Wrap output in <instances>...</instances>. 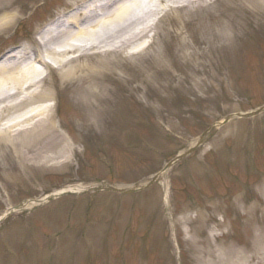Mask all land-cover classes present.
<instances>
[{
  "label": "rangeland",
  "instance_id": "1",
  "mask_svg": "<svg viewBox=\"0 0 264 264\" xmlns=\"http://www.w3.org/2000/svg\"><path fill=\"white\" fill-rule=\"evenodd\" d=\"M90 1L0 0V59ZM163 7L130 47L84 34L68 67L47 59L70 160L21 169L0 143V264H197L194 245L264 262V111L239 117L264 107V0Z\"/></svg>",
  "mask_w": 264,
  "mask_h": 264
},
{
  "label": "bare ground",
  "instance_id": "2",
  "mask_svg": "<svg viewBox=\"0 0 264 264\" xmlns=\"http://www.w3.org/2000/svg\"><path fill=\"white\" fill-rule=\"evenodd\" d=\"M149 1L156 6L150 8L143 0H91L73 14L62 15L43 28L34 48L23 46L0 59V143L10 148L21 169L59 167L70 160L69 144L54 123L55 105H46L55 102L53 91L44 88L51 65L47 59L56 65L51 66L53 69L62 71L68 67L76 58L58 61L57 57L85 46L84 41L80 46L70 43L84 34L91 47H130L153 30L149 21L165 11L163 5L199 0ZM4 9L0 6V13ZM14 19V14L1 15L0 32L10 28ZM99 28L103 32L99 33ZM71 73V69H67L63 74L70 77ZM82 93L88 98L96 96L89 89ZM81 191V187H68L52 196ZM194 246L192 254L197 264H247L245 254L232 248L217 249L213 255L212 249L202 251Z\"/></svg>",
  "mask_w": 264,
  "mask_h": 264
},
{
  "label": "water",
  "instance_id": "3",
  "mask_svg": "<svg viewBox=\"0 0 264 264\" xmlns=\"http://www.w3.org/2000/svg\"><path fill=\"white\" fill-rule=\"evenodd\" d=\"M262 111H264V107H262V108H260V109H258V110H256V111H254L253 113L245 114V115H241V116L238 115V116L241 117V118H247V117L254 116V115H256V114H258V113H260V112H262ZM226 121H228V119H226L225 122H226ZM168 166H169V165H168ZM166 168H168V167H166ZM102 189H103V190L108 189V190L115 191L114 189H110V188H102ZM120 192H121V191H120ZM70 194H71L70 192H66V193H62L60 196H67V195H70ZM53 197H54V196L47 197L45 200H46V201H51Z\"/></svg>",
  "mask_w": 264,
  "mask_h": 264
}]
</instances>
